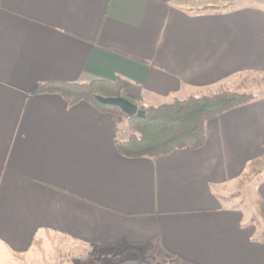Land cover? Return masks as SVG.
Listing matches in <instances>:
<instances>
[{
  "label": "crops",
  "instance_id": "0c3cea01",
  "mask_svg": "<svg viewBox=\"0 0 264 264\" xmlns=\"http://www.w3.org/2000/svg\"><path fill=\"white\" fill-rule=\"evenodd\" d=\"M250 75L264 76V6L0 0V264L56 241L122 251L109 264H155L152 251L176 264H264V97L210 120L200 149L127 158L110 114L33 94L118 82L122 98L158 107ZM251 175L248 207L227 205Z\"/></svg>",
  "mask_w": 264,
  "mask_h": 264
},
{
  "label": "trees",
  "instance_id": "16d2710c",
  "mask_svg": "<svg viewBox=\"0 0 264 264\" xmlns=\"http://www.w3.org/2000/svg\"><path fill=\"white\" fill-rule=\"evenodd\" d=\"M121 89L118 82L46 83L37 85L33 94H58L69 106L89 103L102 113L110 114L117 124L125 114L117 107L102 104L98 98H120ZM255 99L247 94L222 92L150 107L145 118L128 120L131 135L124 141L116 140L117 150L127 158H157L176 150L200 149L205 145V129L210 120Z\"/></svg>",
  "mask_w": 264,
  "mask_h": 264
},
{
  "label": "rangeland",
  "instance_id": "374dc122",
  "mask_svg": "<svg viewBox=\"0 0 264 264\" xmlns=\"http://www.w3.org/2000/svg\"><path fill=\"white\" fill-rule=\"evenodd\" d=\"M244 4L247 5H260L264 6V0H243ZM236 4V3H235ZM235 4H229L223 7V9L234 7ZM220 10V8H217ZM222 92H234L239 94H247L254 96L255 98L264 97V76L262 75H250L243 77V80L239 85L235 84L232 90H224ZM218 92V93H222ZM215 93V94H218ZM212 94V95H215ZM212 95H200V96H212ZM134 104V103H133ZM136 105V104H135ZM139 110L146 111L151 107H145L142 105H136ZM125 114V113H124ZM134 118V117H133ZM129 118L126 114L117 123V131L119 139L126 140L131 135V131L128 125ZM264 169V165H263ZM260 172V171H258ZM257 172V173H258ZM256 173V174H257ZM260 178L264 176V171L258 174ZM254 176L251 175L250 179L246 182L243 189L237 190V192H231L227 194L225 202L227 205L236 206L238 208H247L249 201L252 198V188L256 184ZM258 178V177H256ZM38 251L31 256L22 257L10 264H109L115 259L121 257V252L117 249L98 251V250H87L82 246L74 243L66 242H53L51 246L49 242L38 247ZM51 250L54 252L51 253ZM131 252H127L125 255H131ZM52 256V258H51ZM150 261L155 264H176L170 258L159 254L157 251L147 253Z\"/></svg>",
  "mask_w": 264,
  "mask_h": 264
},
{
  "label": "water",
  "instance_id": "95a60500",
  "mask_svg": "<svg viewBox=\"0 0 264 264\" xmlns=\"http://www.w3.org/2000/svg\"><path fill=\"white\" fill-rule=\"evenodd\" d=\"M98 100L104 104L119 108L129 118L138 117L145 118L146 114L144 111L139 110V107L130 101L120 97L116 99L99 97Z\"/></svg>",
  "mask_w": 264,
  "mask_h": 264
}]
</instances>
